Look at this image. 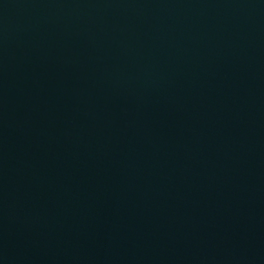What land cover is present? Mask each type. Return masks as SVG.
Segmentation results:
<instances>
[{"label":"water","instance_id":"obj_1","mask_svg":"<svg viewBox=\"0 0 264 264\" xmlns=\"http://www.w3.org/2000/svg\"><path fill=\"white\" fill-rule=\"evenodd\" d=\"M0 264H264V0H0Z\"/></svg>","mask_w":264,"mask_h":264}]
</instances>
